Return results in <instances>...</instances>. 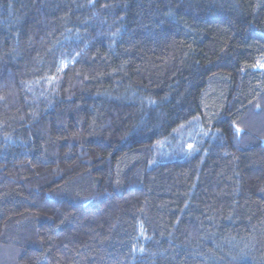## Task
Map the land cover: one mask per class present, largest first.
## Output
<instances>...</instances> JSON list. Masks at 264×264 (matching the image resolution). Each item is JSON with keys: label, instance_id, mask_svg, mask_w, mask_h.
<instances>
[{"label": "trees", "instance_id": "16d2710c", "mask_svg": "<svg viewBox=\"0 0 264 264\" xmlns=\"http://www.w3.org/2000/svg\"><path fill=\"white\" fill-rule=\"evenodd\" d=\"M263 56L264 0H0V264H264Z\"/></svg>", "mask_w": 264, "mask_h": 264}, {"label": "rangeland", "instance_id": "374dc122", "mask_svg": "<svg viewBox=\"0 0 264 264\" xmlns=\"http://www.w3.org/2000/svg\"><path fill=\"white\" fill-rule=\"evenodd\" d=\"M252 69H259L264 71V56L260 57L256 62L251 65Z\"/></svg>", "mask_w": 264, "mask_h": 264}, {"label": "snow or ice", "instance_id": "6c2138e0", "mask_svg": "<svg viewBox=\"0 0 264 264\" xmlns=\"http://www.w3.org/2000/svg\"><path fill=\"white\" fill-rule=\"evenodd\" d=\"M189 147H191V146H189Z\"/></svg>", "mask_w": 264, "mask_h": 264}]
</instances>
